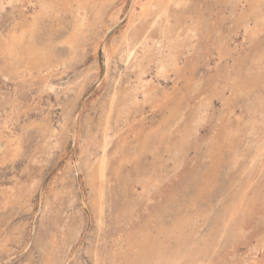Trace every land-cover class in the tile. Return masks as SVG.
<instances>
[{"label": "rangeland", "instance_id": "374dc122", "mask_svg": "<svg viewBox=\"0 0 264 264\" xmlns=\"http://www.w3.org/2000/svg\"><path fill=\"white\" fill-rule=\"evenodd\" d=\"M77 1L89 22L79 45L67 42L74 8L42 16L37 45L61 64L26 72L1 48L39 7L0 0V264H121L128 235L176 218L195 246L213 235V264H264V15L242 21L247 0H171L165 14L158 0ZM257 71L256 88L232 91ZM103 154L117 159L100 214L89 178ZM241 192L252 203L224 228Z\"/></svg>", "mask_w": 264, "mask_h": 264}, {"label": "bare ground", "instance_id": "6f19581e", "mask_svg": "<svg viewBox=\"0 0 264 264\" xmlns=\"http://www.w3.org/2000/svg\"><path fill=\"white\" fill-rule=\"evenodd\" d=\"M36 1V5L39 7V11H38V14L37 15H34L33 19H32V23L26 27V29L24 28H21L20 31H18L16 29V27H14L11 31V34L9 36V39H8V42L3 46V49L1 48V51H5V53H7V55L11 58V59H14L17 63H20L19 65L21 66H24L23 68L25 69V71L27 72H31L32 70H38V72H41L42 69L45 67L47 69H50V68H55L57 67L58 65H60L61 63L60 62H55V64L53 62H51V56L50 54L48 53V51L45 49V48H39V46L37 45L39 43V41H36V37H35V34L36 33V28L38 27V23L40 24V19L42 16H47V17H51L53 16V19L56 18V17H59L58 14L60 12H62L63 10L62 9H72L74 8V24H73V27H72V31H71V34L70 36L67 38V42L73 47H77L79 45V43L81 42V40L84 38V34H85V29L86 27L88 26V13H87V7L84 3H81V1H77L76 0V4L75 6H73V0H35ZM171 0H158V2H156L158 4V9H159V14H165L167 13L168 11V8H169V3H170ZM263 1L264 0H247L248 2V6L249 8L247 9V11L243 12L240 16H241V20L242 21H246L248 20L251 15V17L254 19L255 22H258L259 20L262 19V16L264 15L263 13ZM72 2V3H71ZM92 2V1H91ZM12 2L10 1L9 4H11ZM154 5V3H153ZM153 5L152 3L149 4V7H146L145 8V12H148L150 11V8H153ZM179 7V6H178ZM4 8V4L1 3L0 4V9H3ZM73 10V9H72ZM171 14V12H170ZM173 14V13H172ZM155 15V14H154ZM159 16V15H158ZM171 17V16H170ZM49 18H47V20H49ZM52 18V17H51ZM240 18V17H238ZM52 19V20H53ZM58 19V18H57ZM56 19V20H57ZM146 19V18H145ZM43 20V18L41 19V21ZM55 20V21H56ZM54 21V20H53ZM153 24V23H152ZM261 24V23H260ZM41 25V24H40ZM180 25V24H179ZM247 25V23H246ZM243 26V25H242ZM256 28L258 26H255ZM40 28V27H39ZM182 28V27H181ZM246 28V27H245ZM254 28V27H253ZM256 28L253 30V31H256ZM183 29V28H182ZM261 29V27H260ZM42 30V29H41ZM44 30V29H43ZM171 30V29H170ZM174 30V29H173ZM40 31V30H38ZM168 31V30H167ZM175 31V30H174ZM181 31V29H180ZM44 32V31H43ZM165 32V31H164ZM176 32V31H175ZM264 32V31H263ZM169 33V32H168ZM173 33V32H172ZM179 33V32H178ZM187 34L190 33V32H186ZM256 33V32H254ZM39 34V32H38ZM42 34V33H41ZM253 34V33H252ZM168 36H170V33L167 34ZM176 35V33L174 34V36ZM180 34H177V36H179ZM189 35V34H188ZM187 35V36H188ZM258 35V34H257ZM40 36V35H39ZM167 36V37H168ZM173 37V34L171 35ZM259 36V35H258ZM2 37V35H1ZM38 37V36H37ZM50 37V35H49ZM181 37V36H180ZM180 37H177L178 39ZM169 38V37H168ZM176 38V39H177ZM186 38V36H185ZM4 39V38H3ZM38 39V38H37ZM144 39V38H143ZM182 39V38H180ZM179 39V40H180ZM256 39V38H254ZM40 40V39H39ZM42 40V38H41ZM141 40V39H140ZM7 41V40H6ZM38 42V43H37ZM170 43V41H167L166 43ZM177 42V40H176ZM171 43H174V42H171ZM178 43V42H177ZM181 43V41H180ZM184 43V42H183ZM194 44V43H193ZM167 45V44H166ZM158 46V44H157ZM174 46V45H173ZM181 46V45H180ZM228 46V45H227ZM131 47V46H130ZM168 47V45H167ZM166 47V48H167ZM170 47V46H169ZM175 47V46H174ZM183 47V46H182ZM146 48V47H145ZM177 48V47H176ZM83 49V48H82ZM162 49V48H161ZM228 49V48H227ZM128 50V49H127ZM144 50V49H143ZM180 50V49H179ZM183 50V49H182ZM261 50V49H260ZM130 51V50H129ZM220 51V50H218ZM125 52V51H124ZM172 52V51H171ZM174 54H175V51H173ZM224 52V51H223ZM4 53V52H3ZM105 53H106V50H105ZM131 53V52H130ZM160 53V51H159ZM158 53V54H159ZM226 53V52H225ZM109 54V53H108ZM172 54V53H171ZM257 54V53H256ZM4 55V54H3ZM107 55V54H106ZM124 55H126L124 53ZM129 56V54H127ZM133 55V54H132ZM225 54L223 53L222 56H224ZM109 56V55H108ZM164 56V55H163ZM171 56V55H170ZM127 57V56H126ZM131 58V56H130ZM129 58V60H130ZM136 58V57H135ZM160 58V57H159ZM243 58V56H242ZM241 58V59H242ZM106 59V57H105ZM163 59V58H162ZM254 59V58H253ZM261 59V58H260ZM138 60V59H137ZM165 60V57L164 59ZM162 60V61H163ZM259 60V59H258ZM264 60V58H263ZM14 61V62H15ZM128 61V60H127ZM171 61V60H170ZM169 61V63H170ZM244 61V60H243ZM262 61V60H261ZM160 62V61H159ZM173 63V61H172ZM171 63V64H172ZM137 64V63H136ZM165 63H162V69H163V65ZM161 65V64H160ZM173 65V64H172ZM8 66V65H6ZM11 66V65H10ZM9 66V67H10ZM166 66H170L169 65H165L164 68H166ZM160 67V66H159ZM232 67V66H231ZM11 68V67H10ZM21 68V67H19ZM44 68V69H45ZM161 68V67H160ZM170 68V67H169ZM172 68V67H171ZM4 69V68H3ZM168 69V68H167ZM177 69V68H176ZM11 70V69H10ZM160 70V69H159ZM24 71V72H25ZM35 72V71H34ZM18 73V72H17ZM166 73V72H165ZM164 73V74H165ZM19 74V73H18ZM22 74V73H21ZM163 74V73H162ZM262 74V73H261ZM260 74V72H256L254 74H251V77L250 79H242L239 75L236 79V81H234V91H239V90H248V91H252L254 88H256L260 82L262 81V75ZM31 75V74H30ZM248 77V76H247ZM18 78V77H17ZM229 78V77H228ZM246 78V77H245ZM231 80V79H230ZM229 80V81H230ZM244 80V81H243ZM232 82V81H231ZM228 83H226L227 85ZM232 84V83H230ZM211 87V86H210ZM209 87V88H210ZM216 90V89H215ZM242 90V91H243ZM142 91V90H141ZM116 92V91H115ZM119 93V92H118ZM126 93V92H125ZM209 93V92H208ZM232 94V92H231ZM243 94V93H242ZM123 95V93H122ZM246 95V94H245ZM116 96V95H114ZM130 96V94H129ZM234 96V95H232ZM237 95L235 94L234 97H236ZM262 96V95H261ZM121 97V95H120ZM110 98V102L111 100V97ZM115 98V97H114ZM119 98V97H118ZM117 98V99H118ZM222 98V97H221ZM261 98V99H260ZM257 99V103L259 105H263L264 103V99L262 97H260ZM144 99V98H143ZM220 99V98H219ZM114 101V100H113ZM122 101V99H121ZM228 101V100H227ZM230 103V102H229ZM256 103V104H257ZM116 105V104H115ZM114 105V106H115ZM264 107V106H263ZM113 108V107H112ZM110 109V108H109ZM264 109V108H263ZM111 110V109H110ZM114 110V109H113ZM176 110V109H175ZM182 111V110H181ZM109 112V111H108ZM227 113V112H226ZM229 113V112H228ZM181 114V113H180ZM193 115V114H192ZM231 115V114H230ZM242 116V115H241ZM207 118V117H206ZM169 119V118H168ZM107 120V119H106ZM190 120V119H189ZM199 121V120H198ZM183 122V121H182ZM105 123H107L105 121ZM109 123V122H108ZM223 123H226L225 121H223ZM230 123V122H229ZM196 124V123H195ZM231 125V123H230ZM228 125V126H230ZM234 125V124H233ZM241 126V125H240ZM233 127V126H232ZM255 127V126H254ZM235 128V126H234ZM105 129V128H104ZM158 129V128H157ZM187 129V128H186ZM231 129V128H230ZM239 129V128H238ZM237 129V130H238ZM106 130L105 129V134H106ZM217 130V129H216ZM222 130V129H221ZM234 129H231V131L233 132ZM244 130V129H243ZM191 131V130H189ZM239 131V130H238ZM188 132V131H187ZM260 132V131H259ZM104 133V132H103ZM109 133V132H108ZM261 133V132H260ZM104 134V135H105ZM187 134V133H186ZM165 136H167L165 134ZM164 136V137H165ZM93 137V136H92ZM104 137V136H103ZM106 137V135H105ZM109 137V136H108ZM237 137V136H236ZM264 137V136H263ZM184 140L187 138V136L185 135V137H183ZM259 138V137H258ZM262 138V137H261ZM14 139H17V138H14ZM109 139V138H108ZM144 139V138H143ZM142 139V140H143ZM166 139V137H165ZM164 139V140H165ZM191 139V137H190ZM257 139V138H256ZM255 139V141H256ZM110 140V139H109ZM147 141V140H145ZM144 141V142H145ZM190 141V140H189ZM233 141V140H232ZM235 141V140H234ZM237 141V140H236ZM235 141V142H236ZM137 141H135L136 143ZM142 141V143H144ZM234 142V143H235ZM254 142V141H252ZM251 142V143H252ZM106 143V142H105ZM142 143L140 145H142ZM167 143V142H166ZM230 143V142H229ZM237 143V142H236ZM139 144V143H137ZM169 144V143H167ZM242 144V142H241ZM250 144V142H249ZM213 145V144H212ZM234 145V144H233ZM240 145V144H239ZM226 146V145H225ZM232 146V145H231ZM230 146V147H231ZM238 146V145H237ZM242 146V145H241ZM120 147V146H119ZM118 147V149H120ZM141 147V146H140ZM215 147V145H214ZM229 147V148H230ZM233 148L235 147L232 146ZM225 149V147H224ZM238 149V148H237ZM235 148V151L239 152ZM121 150V149H120ZM119 151V153H121V151ZM141 150V149H140ZM232 150V149H231ZM106 151V149H105ZM108 151V150H107ZM123 151V150H122ZM125 151V150H124ZM230 151V150H229ZM182 152V151H181ZM224 152V151H223ZM222 152V153H223ZM248 152V151H247ZM260 152V151H259ZM258 152V153H259ZM107 153V152H106ZM118 153V155H119ZM184 153V152H183ZM226 153V152H225ZM235 152H233L234 154ZM240 153V152H239ZM238 153V154H239ZM254 153V152H253ZM256 153V151H255ZM262 153V152H261ZM112 154V153H111ZM104 155V154H103ZM116 155V154H115ZM117 155V156H118ZM260 155V153H259ZM111 156V155H110ZM120 156V155H119ZM122 156V155H121ZM125 156V155H124ZM252 156V155H251ZM107 157V156H106ZM208 157V156H207ZM218 157V156H217ZM223 157V156H222ZM232 157V155H231ZM242 157V156H240ZM239 157V158H240ZM253 157V156H252ZM259 157V156H258ZM109 157L108 156V160H109ZM113 158V157H112ZM111 158V159H112ZM116 157L114 156L113 159H115ZM211 158V157H210ZM214 158V157H213ZM224 158V157H223ZM233 158L235 159V156H233ZM261 158V157H260ZM100 159V158H99ZM112 159V160H113ZM117 159V158H116ZM231 161L232 158H230ZM236 159H238L236 157ZM255 159V158H254ZM108 160L106 161L105 159V155L104 157L102 156V158L98 161L97 164H95L96 166L90 171L91 174V179L92 180V184H94V186L96 187V191L95 194H96V198L95 201H94V208H96L100 214H102V211L104 210V204H105V196H106V191L104 193V183H105V171H106V168H107V162ZM124 160V159H123ZM220 160V159H219ZM239 160V159H238ZM237 160V162H238ZM117 161V160H116ZM128 161V160H127ZM262 161V160H261ZM115 162V161H114ZM113 162V163H114ZM125 162V161H123ZM217 162V160H216ZM219 162V161H218ZM235 162V161H234ZM254 162V161H252ZM260 162V161H259ZM109 163V162H108ZM251 163V162H250ZM249 163V165H250ZM116 164V163H115ZM122 164V163H121ZM125 163H123L122 165H124ZM252 164V163H251ZM254 164V163H253ZM236 165V163H235ZM261 165V164H260ZM76 166V165H75ZM91 167V166H90ZM210 167V166H209ZM258 167V166H257ZM117 169V167H115ZM114 168V169H115ZM213 168V167H211ZM249 168V167H248ZM252 168V167H250ZM115 169V170H116ZM245 169V167H244ZM118 170V169H117ZM208 170V168L206 169ZM263 170V169H262ZM120 171V169H119ZM254 171V170H253ZM111 172V171H110ZM206 173V172H205ZM209 173V171H208ZM210 173H211V170H210ZM244 173V171H243ZM246 173V172H245ZM253 173V172H252ZM261 176V175H260ZM205 181H206V178L204 177V175L202 176ZM263 177V176H262ZM264 178V177H263ZM108 179V178H107ZM248 181V180H247ZM264 182V181H263ZM257 183V182H256ZM91 184V182H90ZM206 184V183H205ZM248 184V183H247ZM107 185V184H106ZM249 185V184H248ZM109 184L107 185V188H108ZM210 187L212 185H209ZM246 186V185H245ZM208 187V185H207ZM242 187V186H241ZM253 187V186H252ZM212 188V187H211ZM245 188V187H244ZM210 189V188H209ZM239 189V188H237ZM243 189V188H242ZM244 190V189H243ZM242 190V191H243ZM252 190V189H251ZM261 190V189H260ZM211 191V190H210ZM240 192V191H239ZM255 196V195H253ZM234 205L232 208V210H230V213H229V217H226L225 219L223 218L222 219V223L224 225V228L227 227L228 225V220H230L231 218H233L235 215H236V208L237 206L240 205L243 206V203L244 205H248V203H252L251 201H248L247 204H245V201H246V193L244 192H241L239 194H236L234 196ZM249 197V196H248ZM254 198V197H253ZM252 199V201H254ZM203 200V199H202ZM195 201V200H194ZM197 201V200H196ZM263 201V200H262ZM107 202V201H106ZM257 202V201H256ZM249 203V205H250ZM255 204V203H254ZM195 205V204H194ZM191 205H188L189 209L191 208L190 207ZM232 206V205H231ZM107 207V206H106ZM229 207V206H228ZM239 207V209H240ZM258 207V206H257ZM260 207V206H259ZM263 207V206H262ZM242 208V207H241ZM244 208V207H243ZM251 208V207H250ZM188 210V209H187ZM227 210V208H226ZM225 210V211H226ZM227 210V211H228ZM251 210V209H250ZM261 210V209H260ZM96 211V210H95ZM226 211V212H227ZM245 211V209H244ZM259 212V209L257 210ZM181 212V211H180ZM187 212V211H186ZM183 214V212L181 213ZM185 214V213H184ZM243 214V213H242ZM253 215V213H251ZM200 215V214H199ZM102 216V215H101ZM184 216V215H183ZM243 216V215H242ZM104 217V215H103ZM197 217H195L194 219H196ZM186 220V219H185ZM181 218H176L175 221L173 222L172 224V227L170 228H167L166 226H164L163 224H160L158 228H156V233H154V229H150L148 227V225L145 223V228L142 229V226H141V229L140 232H136V234L138 236H132L135 235L134 233H132L130 236L128 235L127 236V239H126V244L127 246L125 247L126 248V251H125V254H121L124 255L121 257V259L123 260L119 263L121 264H213L212 260L210 259L211 257H209V253L212 252L214 253L215 251V248L213 247L214 245L212 244L213 243V240H214V237L213 235H210L206 240H202L201 243H196L198 245H193L191 244V239L188 238L190 236L191 233H193L192 231L189 230V228L192 229V227H190L189 225V228L187 230L186 228V224H187V221H185ZM232 220V219H231ZM196 221V220H195ZM103 222V221H102ZM101 223V222H100ZM148 223V222H147ZM157 223V222H156ZM159 223V222H158ZM196 223H198L196 221ZM241 223V222H240ZM192 224V223H191ZM194 224V222H193ZM195 225V224H194ZM241 224H239V231L240 229H242V227L240 226ZM129 226V225H128ZM187 226V227H188ZM152 227H153V224H152ZM195 227V226H194ZM193 227V228H194ZM138 230V229H137ZM194 230V229H193ZM197 230V229H196ZM191 233H190V232ZM224 232H225V229L222 231V235H220L221 237L224 235ZM231 232L236 236L237 235V230L236 232L234 230H231ZM197 236V235H196ZM194 236V238L196 237ZM234 236V237H235ZM183 237L187 238L188 240H184ZM220 237V238H221ZM202 238V237H200ZM199 239V238H198ZM200 240V239H199ZM234 240V239H233ZM175 241V242H174ZM195 246V247H193ZM119 249V248H118ZM123 250V249H122ZM124 251V250H123ZM95 253V252H94ZM120 253V252H119ZM116 254V253H115ZM111 256V255H110ZM113 257V256H112ZM114 260V259H113ZM250 262V261H249ZM50 264V263H49ZM256 264V263H255Z\"/></svg>", "mask_w": 264, "mask_h": 264}]
</instances>
